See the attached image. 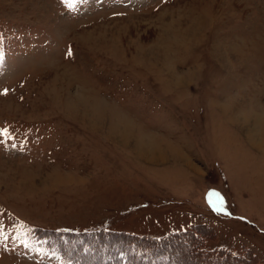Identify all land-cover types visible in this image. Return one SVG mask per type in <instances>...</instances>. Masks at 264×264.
Masks as SVG:
<instances>
[{
	"label": "rangeland",
	"instance_id": "374dc122",
	"mask_svg": "<svg viewBox=\"0 0 264 264\" xmlns=\"http://www.w3.org/2000/svg\"><path fill=\"white\" fill-rule=\"evenodd\" d=\"M0 131V264H264V0H0Z\"/></svg>",
	"mask_w": 264,
	"mask_h": 264
},
{
	"label": "trees",
	"instance_id": "16d2710c",
	"mask_svg": "<svg viewBox=\"0 0 264 264\" xmlns=\"http://www.w3.org/2000/svg\"><path fill=\"white\" fill-rule=\"evenodd\" d=\"M197 226H203L207 229H209L211 231L210 235L208 236L207 234L206 235H195V239L190 237L191 240H201L202 242H200V246L201 247H206L208 246L207 243H206V240H209V239H212V240H217V234L215 232V230L213 228H211L210 226H205V225H201V224H198ZM194 228H191V229H188L186 231H184V233H182V235H189L191 234L192 231L190 230H193ZM194 231V230H193ZM196 231H198L196 229ZM195 232V231H194ZM198 233V232H196ZM79 233H76V232H72V231H59V230H47V229H42L40 230V237H46V236H49V237H54L58 242H60V251L63 255H66L67 256V253L68 250L66 249V247H71V245L75 242H83L84 245H92V246H95L97 247L96 249L100 250V249H103L102 245H104L106 242L107 243H110V244H117L116 247L119 248L120 251H124L127 255L126 258H128L130 261L133 257L132 255V243H123L121 241H118V240H112L110 239V236L102 231H95V232H86L83 234V236L81 235H78ZM65 235V236H64ZM81 236L83 237L82 240H78V237ZM118 236V235H117ZM63 237H66V243L62 242L61 239H63ZM109 237V238H108ZM121 237V236H119ZM132 242V241H130ZM69 249V248H68ZM218 253H221L222 256H218L217 257H214V258H210L212 261H214L216 264H228L230 263V259L233 258V262L237 263V262H241L239 260H241L242 258L239 257L240 255H237L235 254L231 249H228L227 247H219L217 248L216 250ZM249 252V254H251L252 252L251 251H247ZM252 256H250V262L248 264H258L260 263L259 260H257L255 257H253V254H251ZM158 256H160L158 254ZM158 256L155 255V257L157 258ZM248 257V255H246ZM246 257V258H247ZM162 258V257H161ZM69 261L73 260V258H68ZM89 264H91L90 262H87ZM95 264H99L100 262H94ZM93 264V263H92Z\"/></svg>",
	"mask_w": 264,
	"mask_h": 264
},
{
	"label": "snow or ice",
	"instance_id": "6c2138e0",
	"mask_svg": "<svg viewBox=\"0 0 264 264\" xmlns=\"http://www.w3.org/2000/svg\"><path fill=\"white\" fill-rule=\"evenodd\" d=\"M68 2H69V0H65V3H68ZM72 2H75V0H72ZM0 134H3L2 131H0ZM216 210L217 211H222L223 209L222 208H217Z\"/></svg>",
	"mask_w": 264,
	"mask_h": 264
}]
</instances>
